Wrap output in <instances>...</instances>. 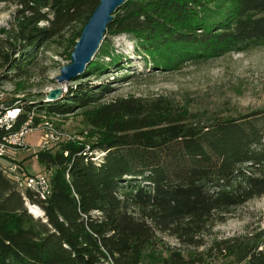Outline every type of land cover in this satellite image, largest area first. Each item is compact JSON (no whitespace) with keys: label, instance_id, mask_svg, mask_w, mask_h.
<instances>
[{"label":"trees","instance_id":"1","mask_svg":"<svg viewBox=\"0 0 264 264\" xmlns=\"http://www.w3.org/2000/svg\"><path fill=\"white\" fill-rule=\"evenodd\" d=\"M1 3L15 6L16 22L12 51L3 54L9 73L0 79L15 80L50 43L73 52L100 0ZM106 33L125 34L155 69H172L264 47V0H126ZM104 39L99 57L96 51L73 79L78 83L56 100L28 103L11 127L0 128V136L16 132L35 111L66 115L97 105L93 121L108 129L89 146L39 152L55 168L48 195L37 186L21 190L0 162V264H197L200 256L169 246L163 236L199 248L202 235L234 208L264 196V108L194 122L164 104L145 114L132 99L98 104L112 86L83 78L111 64L126 67ZM215 245L239 264H264V231Z\"/></svg>","mask_w":264,"mask_h":264},{"label":"rangeland","instance_id":"2","mask_svg":"<svg viewBox=\"0 0 264 264\" xmlns=\"http://www.w3.org/2000/svg\"><path fill=\"white\" fill-rule=\"evenodd\" d=\"M14 11V5L0 4V76L7 72L3 54L12 51L9 42L13 39L9 33L16 22ZM104 41L125 58L121 62L126 63V67L118 71V67L111 64L100 75L83 78L96 86L107 82L112 86L111 93L98 104L120 98L132 99L142 106L144 114L150 106L164 104L171 115L194 122H210L223 116L237 117L264 108V47L206 60H187L172 69H155L152 63L136 54L134 42L125 34L111 36L106 33ZM71 49L50 43L40 49L38 59L26 76L15 80L0 79V113L9 108L21 109L36 101L56 100L78 83L74 78L65 82L58 80L61 68L71 63ZM96 56L99 57V51ZM105 60L108 61L109 57ZM123 75L128 78L117 80ZM59 89L61 93L52 97V92ZM95 106L66 115L47 111H35L36 116L31 114L27 124L22 125L28 129L22 144H11L0 153V162L12 172L11 176L19 180L21 190L29 188L31 178L34 182L38 178L46 180L44 187L50 189L55 168L40 160V151L56 152L67 143L89 146L108 135L105 125L99 126L93 121ZM31 205L32 211L36 209L34 213H41L36 205ZM261 231H264V196L234 208L224 222L216 223L202 235L204 244L199 248L181 245L167 234L163 236V242L185 254L200 256L202 261L197 264H239L227 253H220L216 242ZM140 264L149 263L143 260Z\"/></svg>","mask_w":264,"mask_h":264},{"label":"water","instance_id":"3","mask_svg":"<svg viewBox=\"0 0 264 264\" xmlns=\"http://www.w3.org/2000/svg\"><path fill=\"white\" fill-rule=\"evenodd\" d=\"M125 1L100 0V3L85 24L82 35L75 45L71 55V63L61 68V74L58 76L60 82L72 80L84 71L101 45L107 27L114 16V12ZM61 91L59 89L52 92V97H56Z\"/></svg>","mask_w":264,"mask_h":264},{"label":"built area","instance_id":"4","mask_svg":"<svg viewBox=\"0 0 264 264\" xmlns=\"http://www.w3.org/2000/svg\"><path fill=\"white\" fill-rule=\"evenodd\" d=\"M20 110L21 109L19 107L9 108V109L6 110V112H3L2 114L0 113V125H4V124H7L8 122H11V120L14 119L15 116L19 115ZM24 126H22L21 129L18 130L17 132H10L9 134H5V135L0 136V137H2V144H0V149H1L0 153H2L4 151V149H6L5 140H12L13 141V145L14 144H22L23 138H24L25 134L28 131V129L25 128ZM35 180H36V182H34V179L31 178L30 181H29V185L28 186L40 187V188L43 189L44 194L48 195L47 194V190L44 187V184H45L44 183V179L41 180V179L38 178V179H35ZM18 182H19V180H18Z\"/></svg>","mask_w":264,"mask_h":264},{"label":"bare ground","instance_id":"5","mask_svg":"<svg viewBox=\"0 0 264 264\" xmlns=\"http://www.w3.org/2000/svg\"><path fill=\"white\" fill-rule=\"evenodd\" d=\"M18 116H15L14 119L11 120V122H8L7 124H4V125H0V128H3V127H6V128H9L11 127V125L14 123L15 119L17 118ZM21 129V128H20ZM1 144H2V141H1ZM13 145V141L12 140H5V147L9 146V145ZM44 183H46V180H44ZM47 184V183H46ZM28 187V186H27ZM48 187V186H47ZM40 188V187H39ZM41 191L43 192V189L40 188ZM47 192H48V189H47ZM44 193V192H43ZM33 211H36V209H33Z\"/></svg>","mask_w":264,"mask_h":264}]
</instances>
